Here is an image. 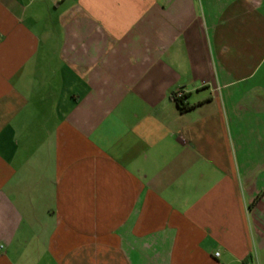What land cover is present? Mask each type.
<instances>
[{
    "label": "crops",
    "instance_id": "0c3cea01",
    "mask_svg": "<svg viewBox=\"0 0 264 264\" xmlns=\"http://www.w3.org/2000/svg\"><path fill=\"white\" fill-rule=\"evenodd\" d=\"M1 244L264 264V0H0Z\"/></svg>",
    "mask_w": 264,
    "mask_h": 264
},
{
    "label": "built area",
    "instance_id": "2783aa9c",
    "mask_svg": "<svg viewBox=\"0 0 264 264\" xmlns=\"http://www.w3.org/2000/svg\"><path fill=\"white\" fill-rule=\"evenodd\" d=\"M184 96V92L182 90H177L174 94L175 98H181ZM3 244L0 245V253L3 251ZM217 254H219V252H217Z\"/></svg>",
    "mask_w": 264,
    "mask_h": 264
},
{
    "label": "trees",
    "instance_id": "16d2710c",
    "mask_svg": "<svg viewBox=\"0 0 264 264\" xmlns=\"http://www.w3.org/2000/svg\"><path fill=\"white\" fill-rule=\"evenodd\" d=\"M176 100L183 109L187 108L184 96L181 98H176Z\"/></svg>",
    "mask_w": 264,
    "mask_h": 264
}]
</instances>
